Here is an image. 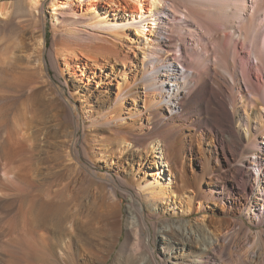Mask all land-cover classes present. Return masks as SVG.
<instances>
[{"label": "rangeland", "instance_id": "374dc122", "mask_svg": "<svg viewBox=\"0 0 264 264\" xmlns=\"http://www.w3.org/2000/svg\"><path fill=\"white\" fill-rule=\"evenodd\" d=\"M57 1L59 14L50 9L51 0H41L37 16L29 0H0V264L50 262L48 249L58 245L59 213L73 214L80 203L90 221L89 248L86 253L80 248L82 263L106 259L105 264H112L127 234L139 227L151 233L158 264H197L205 255L219 258L221 264H243L251 248L263 255L264 218L256 215L264 217V168L246 171L257 161L255 148L247 155L237 153L218 138L229 139L234 133L246 142L247 124L264 137V72H246L245 83L237 85L234 78L225 82L226 74L219 70L223 78L216 80L224 93L215 95L216 106L206 100L183 104L175 106L180 113L174 114L172 104L160 98L163 101L152 107L151 92L134 81L140 71L154 73L147 67L150 57H143L147 38L151 43L163 38L157 27L153 36L147 28V35L137 34L141 26L130 19L134 0H115L119 8L108 0ZM150 1L142 0L148 27ZM159 8L152 6L151 11H168L166 4ZM128 19L131 24L119 38L89 26ZM172 19L167 28L177 36L184 17ZM98 34L112 40L116 51L99 52L96 48L104 42ZM247 60L256 66L254 58ZM168 65L180 78L181 68ZM163 68L155 74L160 77ZM250 91L257 103L244 99ZM244 110L249 122L242 119ZM113 115L120 116V130L109 121ZM111 129L116 132L112 139ZM124 137L132 144L122 152ZM228 169L243 176L236 186ZM166 186L174 191L171 203L191 197L195 213L158 202L148 208L141 189ZM240 188L246 202H238ZM130 196L140 205V214ZM167 225L172 242L160 239ZM116 227L121 236L115 243ZM183 232L187 243L175 244ZM215 234L224 240L213 245ZM122 262L152 264L143 252Z\"/></svg>", "mask_w": 264, "mask_h": 264}, {"label": "bare ground", "instance_id": "6f19581e", "mask_svg": "<svg viewBox=\"0 0 264 264\" xmlns=\"http://www.w3.org/2000/svg\"><path fill=\"white\" fill-rule=\"evenodd\" d=\"M107 2L115 6L117 5L115 4V0H108ZM134 4L135 9L133 12H130V19L132 25L134 21H137L139 26H141L140 28L136 27V29H138L137 34L142 36L147 35V28V32H149L150 36H153L155 27H157L158 35L163 38L162 41L154 43H151V40L147 38L146 47L148 50L142 52L143 57H145V54L147 55L146 58L150 57L148 59L147 67L152 73L154 71V73L147 76L146 72L140 71L138 72L137 79L134 81L135 83L139 80L145 86V90L151 92L153 98L150 100V105L152 107L159 105L164 99V102L172 104L171 106H173V108L170 109L174 114L180 113L175 110V106H181L183 104H198L203 103L206 100V102L216 106L217 100L215 99V95L217 96L220 93L222 95L224 93L220 84H218L216 80L217 77H222L220 76L221 74L219 70H222L223 74L228 76H224L225 82H227L228 79L232 80L234 78L238 83L237 85H239L241 81L242 83H245L244 75L246 72H251L253 69L260 73L264 72V65L262 64V60H264V30L261 31V29L264 28V0H151V9L152 6L153 8H159L160 5L166 4L168 6V11L165 12V10H163L160 12H152L151 9H149L148 17L151 22L150 27H148V25L146 26V21L148 19L144 16L145 11L143 9L142 0H134ZM41 6V0H29V7L32 11H36L37 16L40 14L39 9ZM49 7L53 13L59 14L57 10H59L60 5L57 0H51ZM117 8H119L118 5ZM120 10L123 11V9ZM0 11H2L1 6ZM31 13L32 17L36 18L34 13ZM162 14H164L165 17L164 20L161 16ZM177 15L183 16L184 21L181 22L182 24L180 23L181 25L178 27L181 33H177L178 35L174 36L171 34L172 32L169 33L167 25L170 20ZM130 19L123 24L119 21H116L113 24L106 20L95 21L89 24V26L92 29L108 31L115 37H118L121 36L120 33L123 28L131 24L128 23ZM159 26H161L160 29L158 28ZM85 34L89 40L88 31H86ZM179 35H182L183 37ZM96 36L99 40L104 42V45L96 48L99 52L107 54L116 51L115 46L111 43L112 40L109 41L110 39L108 40L99 34ZM43 44V39L40 38L38 40V45L43 47ZM143 48L142 50H144ZM175 48L177 49V52L173 51ZM241 52H243L244 55L241 56ZM123 56L128 59L127 53ZM250 57L256 60V66L248 62L247 58L249 59ZM168 63L181 68L182 73L180 74V78L177 79L175 77V74H173V70L169 68ZM161 67L164 68L161 70L162 74L159 77L155 74V70H159ZM162 77H165V79L162 80ZM179 79L183 80L182 83L178 82ZM166 80H168L169 83H166L165 85ZM213 84L217 86L218 91H216V89L213 90ZM160 98L163 100H159ZM244 99L250 104L258 102L257 96L252 91H250V95ZM116 100H118V98ZM175 102L176 105L174 104ZM243 112L244 116L242 115V119L244 117L245 120L249 122V116L245 110ZM261 113L262 112H258L256 114V118L259 120L262 118ZM110 118L109 121L113 127L119 129L120 126L117 124V121L120 120V116L113 115ZM113 130L114 129H111L109 131L111 139L113 138V135H116V132ZM246 134V142L234 133L231 134L229 139H224L220 136L218 142L221 145L227 146L229 149L235 150L237 153L243 154H248L251 148L253 149L254 147L255 153L258 155L257 161L250 163V166L246 169V171L251 173L254 166L264 168V137L259 134L257 128H251L248 124ZM127 140L128 139L125 137L122 138V143L119 148L120 151L125 152L129 149L130 143L132 144V142L129 143ZM154 157L158 159L161 158V156L159 157L158 155H155ZM163 160V162L168 163L166 159L163 158ZM168 164L170 165V163ZM261 171L262 170L259 169L257 170L258 173H261ZM227 173H230L231 178L234 179L232 182L235 186L237 179L243 180V176L231 173L230 169L227 170ZM262 173L264 174V172ZM155 182L157 183V181ZM169 188L170 187L167 186L162 187L158 191L155 189L149 191L147 188L141 189L145 205L149 208L156 202L165 203L168 204L169 207L172 206L171 209L179 210L178 212H184L187 214L192 209V213H195V210L192 208L191 197L187 200H182L180 198L181 200L173 201L171 203V194H174V191L171 192ZM236 188L239 190V187ZM239 192L240 194L236 193L238 202L240 199L246 202L245 190H241L240 188ZM260 194L264 198V192ZM129 199L133 203L137 213L140 214V205L136 203L131 196ZM261 201L264 203V199H261ZM66 205L68 204H64V206ZM81 205V203L77 205L76 211L73 214L71 213L72 215H68L64 211L59 213L57 218L58 245H56L55 248L52 246L48 249L52 258L50 262L46 261L44 264H89L82 263L79 259L80 248L81 250L83 249L85 253L89 248V246L86 245H89L90 235L88 233L90 230L88 227L90 221L88 215H86L81 208V210L78 208L81 207ZM133 217L134 216H132V218ZM256 217H260V219L264 218L261 214H259V216L256 215ZM115 229L116 243L120 240L121 230L120 228L117 229V227ZM143 229V227L135 228L127 234L126 242L123 244L120 253L116 256L115 261H113L112 264H123L122 259L124 257L128 262H131L136 255L142 252L152 264H158L155 263L153 257L154 249L151 233H149L148 230ZM161 233V240L173 241L171 226L167 225L166 228L161 230ZM214 236V240L211 242L213 245L224 240L223 236H218L217 234ZM129 241H131V246L128 243ZM184 242L187 243V238L183 232L181 238L178 242L176 241L175 244L182 245ZM252 249L253 248L249 251L250 255L248 254V260L244 261L243 264H262L264 254L262 255L258 250L255 251V248V250ZM200 259L197 264H221L219 258L215 256L205 255L203 259ZM105 263L106 259L99 260L97 264ZM144 263L145 262H143V264Z\"/></svg>", "mask_w": 264, "mask_h": 264}]
</instances>
